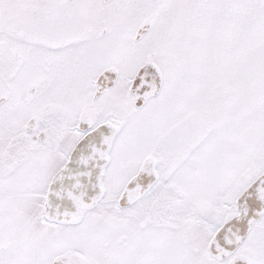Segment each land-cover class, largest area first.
I'll return each mask as SVG.
<instances>
[{
	"label": "snow or ice",
	"instance_id": "6c2138e0",
	"mask_svg": "<svg viewBox=\"0 0 264 264\" xmlns=\"http://www.w3.org/2000/svg\"><path fill=\"white\" fill-rule=\"evenodd\" d=\"M0 264H264V0H0Z\"/></svg>",
	"mask_w": 264,
	"mask_h": 264
}]
</instances>
